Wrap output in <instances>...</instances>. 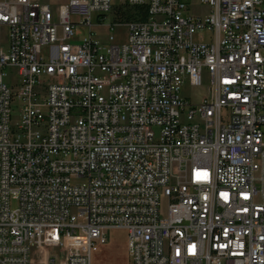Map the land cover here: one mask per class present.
<instances>
[{"label": "built area", "instance_id": "built-area-1", "mask_svg": "<svg viewBox=\"0 0 264 264\" xmlns=\"http://www.w3.org/2000/svg\"><path fill=\"white\" fill-rule=\"evenodd\" d=\"M111 228L124 264H264V0H0V264Z\"/></svg>", "mask_w": 264, "mask_h": 264}, {"label": "rangeland", "instance_id": "rangeland-1", "mask_svg": "<svg viewBox=\"0 0 264 264\" xmlns=\"http://www.w3.org/2000/svg\"><path fill=\"white\" fill-rule=\"evenodd\" d=\"M51 3H57L61 0H48ZM194 2V1H192ZM194 10L205 11L204 5L194 7ZM112 18V12L105 18V23H108ZM95 29L99 35L104 38L106 33V24L96 26ZM121 34L124 33V27L118 28ZM206 84L203 82L201 85L193 86L186 85L182 88V94L188 93L192 101H198L199 98L205 93ZM92 264H124L128 262V240L126 231L122 228H111L107 235L106 244L100 245L93 251L91 256ZM37 263H41L38 260ZM33 264H35L33 262Z\"/></svg>", "mask_w": 264, "mask_h": 264}, {"label": "trees", "instance_id": "trees-1", "mask_svg": "<svg viewBox=\"0 0 264 264\" xmlns=\"http://www.w3.org/2000/svg\"><path fill=\"white\" fill-rule=\"evenodd\" d=\"M147 8L145 5H128L118 3L112 8V20L124 22L133 19H146Z\"/></svg>", "mask_w": 264, "mask_h": 264}, {"label": "crops", "instance_id": "crops-1", "mask_svg": "<svg viewBox=\"0 0 264 264\" xmlns=\"http://www.w3.org/2000/svg\"><path fill=\"white\" fill-rule=\"evenodd\" d=\"M33 255L35 256V262H34L35 264H49L43 260L42 256L39 253L35 252ZM38 257H41V260H40L41 263H37Z\"/></svg>", "mask_w": 264, "mask_h": 264}]
</instances>
